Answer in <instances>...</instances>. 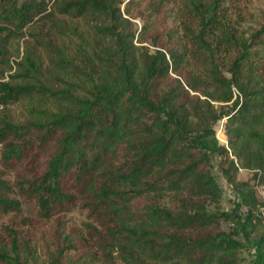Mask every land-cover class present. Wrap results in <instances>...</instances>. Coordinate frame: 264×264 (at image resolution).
Listing matches in <instances>:
<instances>
[{"label": "trees", "instance_id": "trees-1", "mask_svg": "<svg viewBox=\"0 0 264 264\" xmlns=\"http://www.w3.org/2000/svg\"><path fill=\"white\" fill-rule=\"evenodd\" d=\"M146 1L0 0V217L33 204L55 220L49 264H237L227 217L264 248V22L239 37L223 0H193L196 27L180 37L136 30ZM66 30L73 48L54 36ZM214 158L243 214L210 210ZM239 169L252 178L236 183ZM77 208L93 250L64 236L60 218ZM36 255L24 244L0 258Z\"/></svg>", "mask_w": 264, "mask_h": 264}, {"label": "rangeland", "instance_id": "rangeland-1", "mask_svg": "<svg viewBox=\"0 0 264 264\" xmlns=\"http://www.w3.org/2000/svg\"><path fill=\"white\" fill-rule=\"evenodd\" d=\"M192 1L155 0V4H159L160 10L159 14H157V6L155 4L149 5L152 1L147 0L141 7L143 17L131 20L134 24V29L140 30L146 24L148 27L155 28L157 32L163 28L171 29L176 37H180L184 27L189 29L196 27V23L189 16L191 14L189 11L190 2ZM221 7L226 12L227 22L233 26V32L236 36L241 37L248 34L264 22V0H223ZM55 16L58 20L61 19V16L58 14H55ZM64 20H67V18H64ZM66 23L68 26L73 25L69 20ZM74 23H77L75 29L80 31L81 34L85 32L86 26L83 22L79 20ZM45 32L50 33L48 27L45 28ZM156 34L158 33L152 31L149 34V38H154ZM54 36L64 41L65 45L69 40H72L73 43L68 46L69 48L75 47L77 45L75 42H78L73 30L59 31ZM25 39L29 40V43H32V39L30 40L28 36ZM58 40L54 38V42H58ZM149 48L153 50V48ZM233 93L234 95H238L235 88H233ZM12 111L14 113L17 111L19 116L21 114L19 109H12ZM220 121L214 125L216 133ZM216 138L219 144L226 145L224 133L223 136L219 134ZM1 150L2 146L0 145V159ZM1 168L2 164L0 161ZM209 172L218 187L219 194L218 199L214 203H211L210 210L213 212H222L228 216H232V214L234 215L238 211L243 214L245 207L240 206L238 208L234 185L221 174L219 158H214L210 161ZM251 176L252 172L241 173L238 171L235 181L236 183H244L250 180L252 178ZM6 177L10 181H14L15 179L14 175L7 174ZM256 197L258 200H261L258 192H256ZM60 220L61 228L65 230L64 236L69 234L68 237L72 240V243L79 242L80 246L84 247L86 244V249L91 248V241L87 234V226L91 225L92 220L87 217L85 210L79 208L74 209L61 216ZM221 221V230L238 242L239 246L236 252L237 264H262L263 260H261V256L264 248L257 244V240L252 236L246 238L244 231H240L235 224V220L231 217L229 219L228 217L223 218ZM56 225L57 222L55 220L46 221L39 218L33 204H23L21 212L17 214L9 213L0 217V254L5 251L13 252L14 246L21 252L24 244H27L29 249L35 251L37 254L35 264H49L48 257L57 245V238L54 235ZM0 264L6 263L0 258ZM110 264H118L114 254L112 255V262Z\"/></svg>", "mask_w": 264, "mask_h": 264}, {"label": "built area", "instance_id": "built-area-1", "mask_svg": "<svg viewBox=\"0 0 264 264\" xmlns=\"http://www.w3.org/2000/svg\"><path fill=\"white\" fill-rule=\"evenodd\" d=\"M223 126H224V121L222 120L218 124V127H217L218 131L216 133V137H218L219 134H221L223 136V131H224V129H223L224 127ZM239 172L244 173V172H249V171L239 169ZM256 189H257V192L260 195L261 201L264 204V185H260V186L256 187Z\"/></svg>", "mask_w": 264, "mask_h": 264}]
</instances>
